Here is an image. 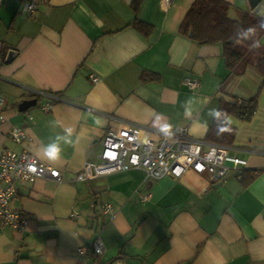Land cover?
Returning <instances> with one entry per match:
<instances>
[{
    "label": "crops",
    "instance_id": "crops-1",
    "mask_svg": "<svg viewBox=\"0 0 264 264\" xmlns=\"http://www.w3.org/2000/svg\"><path fill=\"white\" fill-rule=\"evenodd\" d=\"M32 1L39 5L31 16L21 12L23 0L0 4V96L7 101L0 150L27 149L64 175L17 184L12 206L29 222L0 233V264H264V171L248 185L241 175L244 168L264 169V90L255 119L234 120L231 154L247 165L229 162L221 185L194 170L159 179L143 169L77 179L87 160L100 161L102 139L120 121L158 131L159 124L186 126L206 139L222 98L258 92V68L250 64L237 75L221 43L200 44L180 31L194 0L168 7L141 0L137 12L134 0ZM227 1L233 18L245 11L264 16V0ZM136 16L152 31L135 27ZM144 72L160 78L144 82ZM187 77L199 82L195 89ZM16 125L27 134L21 142L10 136ZM47 144L63 150L58 161L43 155ZM107 203L111 214L102 211ZM99 236L102 254L79 252Z\"/></svg>",
    "mask_w": 264,
    "mask_h": 264
},
{
    "label": "built area",
    "instance_id": "built-area-1",
    "mask_svg": "<svg viewBox=\"0 0 264 264\" xmlns=\"http://www.w3.org/2000/svg\"><path fill=\"white\" fill-rule=\"evenodd\" d=\"M5 0H0V4ZM172 0H162L167 7ZM38 9L34 1L23 0L21 12L27 16L33 15ZM94 82L99 80L95 74L90 75ZM185 83L195 89L199 82L187 77ZM7 101L0 96V134L1 125L7 117L4 110ZM46 110L52 103H44ZM171 138L150 126L140 125L132 121H120L118 127L108 130L102 139L100 161L87 160L77 174L79 180H91L98 176L108 175L118 171L143 169L147 178L159 179L165 175L181 177L189 170L198 173H210L214 182L223 180L231 166L245 167L244 158L231 154V147L194 138L189 134L188 127L177 126L172 129ZM10 136L17 142L27 137L22 126L11 129ZM64 175L62 168L48 164L27 149L17 151L11 148L0 150V233L7 227L22 231L26 228L29 218L19 209L12 206L17 193L18 183L34 181L41 178L61 180ZM105 214H111L113 206L104 205ZM104 251V242L99 236L89 245L79 248L81 254L92 253L100 255ZM109 264H123L119 259Z\"/></svg>",
    "mask_w": 264,
    "mask_h": 264
},
{
    "label": "trees",
    "instance_id": "trees-1",
    "mask_svg": "<svg viewBox=\"0 0 264 264\" xmlns=\"http://www.w3.org/2000/svg\"><path fill=\"white\" fill-rule=\"evenodd\" d=\"M141 0H134L133 8L138 11ZM231 3L227 0H194L187 10L180 31L200 44L221 43L223 57L228 69L237 75H242L248 65H254L262 75L258 92L248 98H222L218 111L227 113L231 124L227 131L219 132V124L214 119L210 125L206 141L234 146L237 141L238 126L234 120L252 122L260 107V98L264 90V28L259 26L263 15L245 11L241 19L229 15ZM132 24L139 30L149 33L152 25L136 16ZM253 30L245 34L247 28ZM259 44V47H256ZM158 74L144 72L142 81L149 82L159 79ZM264 171L261 169L244 168L241 175L243 184L248 185Z\"/></svg>",
    "mask_w": 264,
    "mask_h": 264
},
{
    "label": "clouds",
    "instance_id": "clouds-1",
    "mask_svg": "<svg viewBox=\"0 0 264 264\" xmlns=\"http://www.w3.org/2000/svg\"><path fill=\"white\" fill-rule=\"evenodd\" d=\"M258 23L261 28H264V19H260ZM252 30L253 29L251 27L247 28L245 30V34ZM259 46H260L259 44H256V47H259ZM211 112L213 113L212 118L215 119L220 125L218 128V131L219 132L227 131L231 124V120L229 119L227 113L218 111L216 109H212ZM186 114L190 115V113H188L187 110H186ZM158 118H159V115L157 116V119ZM158 129L168 138H171L173 135L172 126L169 124H159ZM66 132L68 136L72 135V129L70 128L66 129ZM67 142L71 143V141H67ZM62 151L63 150L60 149L57 145L47 144L43 149V155L47 157L49 160L58 161L61 158Z\"/></svg>",
    "mask_w": 264,
    "mask_h": 264
},
{
    "label": "water",
    "instance_id": "water-1",
    "mask_svg": "<svg viewBox=\"0 0 264 264\" xmlns=\"http://www.w3.org/2000/svg\"><path fill=\"white\" fill-rule=\"evenodd\" d=\"M249 1H250V3H251L252 6H255V5H257L262 0H249ZM12 53H14V51H10L9 56H11ZM36 102H37L36 99H33V100H24V101H22L20 103V109L21 110L27 109L30 106L36 104ZM219 184L221 185L222 184V181H220Z\"/></svg>",
    "mask_w": 264,
    "mask_h": 264
},
{
    "label": "bare ground",
    "instance_id": "bare-ground-1",
    "mask_svg": "<svg viewBox=\"0 0 264 264\" xmlns=\"http://www.w3.org/2000/svg\"><path fill=\"white\" fill-rule=\"evenodd\" d=\"M24 1H25V0H24ZM29 1H32V0H29ZM34 2H35V1H34ZM172 2H173V0L171 1V3H172ZM36 3H37V2H36ZM171 3H170V4H171ZM37 4H38V3H37ZM170 4H169V5H170ZM38 5H39V4H38ZM169 5H168V6H169ZM168 6H167V7H168ZM204 140H205V139H204Z\"/></svg>",
    "mask_w": 264,
    "mask_h": 264
},
{
    "label": "rangeland",
    "instance_id": "rangeland-1",
    "mask_svg": "<svg viewBox=\"0 0 264 264\" xmlns=\"http://www.w3.org/2000/svg\"><path fill=\"white\" fill-rule=\"evenodd\" d=\"M262 6H263V5H262ZM262 6H261V7H262ZM263 14H264V12H263ZM229 15H230V16H232V14H231V13H229Z\"/></svg>",
    "mask_w": 264,
    "mask_h": 264
}]
</instances>
